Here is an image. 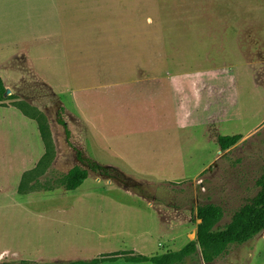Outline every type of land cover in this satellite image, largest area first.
I'll list each match as a JSON object with an SVG mask.
<instances>
[{
	"label": "rangeland",
	"instance_id": "1",
	"mask_svg": "<svg viewBox=\"0 0 264 264\" xmlns=\"http://www.w3.org/2000/svg\"><path fill=\"white\" fill-rule=\"evenodd\" d=\"M24 10L11 0L4 38L11 65L28 56L34 73L8 71L19 85L7 96L45 116L53 146L13 101L0 106V264L179 252L197 240L200 206L222 207L224 229L259 193L264 0H43L36 25ZM80 156L117 173L67 191ZM213 264H264V233Z\"/></svg>",
	"mask_w": 264,
	"mask_h": 264
},
{
	"label": "trees",
	"instance_id": "2",
	"mask_svg": "<svg viewBox=\"0 0 264 264\" xmlns=\"http://www.w3.org/2000/svg\"><path fill=\"white\" fill-rule=\"evenodd\" d=\"M7 93L8 91L4 81L0 78V106H6L7 102L13 101L14 105L12 106L18 108L24 115L37 122L41 138L46 148L51 149L53 140L45 116L41 113L30 114L27 110V105L20 104L15 100L13 95L7 96ZM63 113L64 109L59 113L58 123L64 127L69 140L72 135L64 120ZM242 139V135L220 136L218 143L221 151L227 152L237 146ZM80 160L85 164L87 169L75 167L69 172L62 181V186L67 191H76L82 187L88 180L90 171L107 178H113L112 173L116 172V170L102 166L92 159L80 156ZM257 185L260 189L259 193L234 214L231 222L224 229L218 228V224L224 218L225 213L223 208L214 204L203 205L197 211V218L201 221V224L198 226L196 241L188 243L179 252H168L152 258L143 255H134L127 257L126 261L131 264H185L187 259L201 254L205 264L215 263L227 255L232 247L243 246L264 233V174L258 180ZM22 189L23 185H21ZM115 261L100 258L55 264H105ZM3 264H35V262L22 261L21 263Z\"/></svg>",
	"mask_w": 264,
	"mask_h": 264
},
{
	"label": "crops",
	"instance_id": "3",
	"mask_svg": "<svg viewBox=\"0 0 264 264\" xmlns=\"http://www.w3.org/2000/svg\"><path fill=\"white\" fill-rule=\"evenodd\" d=\"M24 5V12L29 13V19L31 23H34L36 25L37 21L41 19V6H43V0H22ZM10 4L11 0H0V73H2V78L4 81V84L7 88L8 94L11 92L14 94L17 90V85H19V82H16L13 80L11 75L7 74L8 71L13 70L14 72H20L22 76H26L27 73L32 74L34 71L27 67L28 64H30V60L28 56L25 58V65H11L12 62L15 60L14 58L17 57V55L12 56L11 50H10V43L9 39L8 41H5V32L8 35L9 33V25H10ZM69 4V3H68ZM23 77V79H24ZM21 82V80H20ZM12 106V105H9ZM7 150V151H6ZM8 151V148L4 149L3 157L7 158H18V162L15 164V162L12 164L13 168H18L17 172L18 174L24 176L28 171L26 169L27 163L25 161L23 162V168L21 167V153L18 149V151ZM1 152V151H0ZM16 152V153H15ZM15 153V154H10ZM18 153V154H17ZM42 158V157H41Z\"/></svg>",
	"mask_w": 264,
	"mask_h": 264
}]
</instances>
